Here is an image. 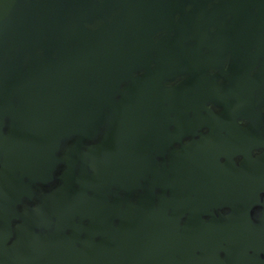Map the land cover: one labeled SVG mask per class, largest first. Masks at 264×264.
Wrapping results in <instances>:
<instances>
[{
    "label": "water",
    "instance_id": "water-1",
    "mask_svg": "<svg viewBox=\"0 0 264 264\" xmlns=\"http://www.w3.org/2000/svg\"><path fill=\"white\" fill-rule=\"evenodd\" d=\"M0 264H264V0H0Z\"/></svg>",
    "mask_w": 264,
    "mask_h": 264
}]
</instances>
